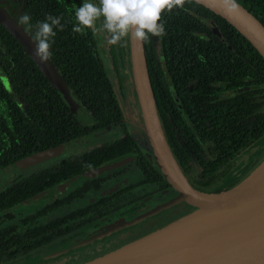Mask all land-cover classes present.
Listing matches in <instances>:
<instances>
[{"label":"trees","instance_id":"16d2710c","mask_svg":"<svg viewBox=\"0 0 264 264\" xmlns=\"http://www.w3.org/2000/svg\"><path fill=\"white\" fill-rule=\"evenodd\" d=\"M236 1L264 24V0ZM80 3L81 0H0V6L15 19L27 12L33 25L45 15L61 17L64 27L57 31L50 59L68 84L72 97L94 115L96 126H114L121 122L124 110L98 35L90 29L80 33L72 30L76 23L74 8ZM161 20L164 33L144 41L159 119L180 166L175 147L179 139L173 137L183 134L181 148L189 158L191 148L196 146L193 132L190 129L183 132L181 126L185 124L177 122L176 107L172 106L176 104L177 93L187 99L190 113L198 112L193 117L195 127L202 137L210 135L218 158V162L204 166V174L194 184L198 189L208 188L220 180L222 164L231 162L240 151L264 138V57L234 25L195 0H184L182 7L162 11ZM210 20H214L220 34L210 27ZM27 31L33 33L34 28ZM104 36L122 89L121 64L132 71L130 36L116 44L108 43L107 35ZM156 50L165 52L172 85L164 77ZM131 78L135 88L133 75ZM243 87L246 89L240 90ZM230 88L238 90V94L233 98L221 97ZM163 110L171 111V121H162ZM200 112H207L212 122L207 124L208 119L201 118ZM74 118L22 44L0 23V168L84 135ZM136 149L129 136L111 147L118 155L131 154ZM99 164H85L75 173ZM55 172L52 182L47 181L52 173L43 171L0 190V264L16 261L39 245L43 223L40 226L36 223L39 219L44 222L41 218L46 215V206L19 220L15 206L64 179L60 169ZM160 174L168 184L162 171Z\"/></svg>","mask_w":264,"mask_h":264},{"label":"flooded vegetation","instance_id":"af4514ba","mask_svg":"<svg viewBox=\"0 0 264 264\" xmlns=\"http://www.w3.org/2000/svg\"><path fill=\"white\" fill-rule=\"evenodd\" d=\"M156 58L161 64L167 83L172 85L164 50H156ZM120 74L124 78L123 87L127 82L132 81V71L128 66L121 64ZM116 77L118 80L117 74ZM114 84L117 88L115 81ZM131 88L136 91L133 86ZM121 91L123 92V88ZM237 92L238 90L230 88L221 93V97L233 98L238 94ZM177 96L176 104H172L173 108L176 107L177 122L185 124L181 126L183 132L186 129L193 132L196 148H191L190 158L185 155V151L181 148L183 134L173 137L179 139V145L175 144V147L186 178L194 188L198 189L194 184H197L200 175L204 174L205 165L212 161L218 162L217 153L213 149V140L210 135L202 137L195 127L193 117L198 115V112L190 113L187 110V104H189L187 99L184 96L181 97L179 92ZM133 100L137 99L133 96ZM76 101L84 111L81 114H74L71 111L75 116L73 122L80 125V129L84 130L85 134H80L61 144L73 140L79 143L58 155L29 167L14 170L21 172L29 169L24 174H18L12 183L5 186L43 171L52 173L47 177L48 182H52L56 177V170L60 169L61 175L64 174L62 181L35 194L31 200L15 206V212L18 215L16 220L46 206V215L41 218L44 222L39 219L36 223V226L43 223L39 245L15 262H23L27 259L34 261L35 264L89 262L144 237L197 208L184 200L174 203L178 191L170 183L166 184L161 177L160 167L147 146L146 135L141 127L143 117L139 114V110H134L138 116L136 122L138 126L130 128L126 125L127 110L121 103L124 110L121 122L114 126L99 128L96 126L98 121L94 115L80 100ZM88 115L91 120L85 118ZM200 115L201 118H207L208 113L200 112ZM171 116V111L163 110L162 121H171ZM207 119L205 122L210 124L212 119ZM186 135L191 136L189 132H186ZM128 136L137 148L133 153L118 155L111 151L113 144ZM124 149L125 147L121 151ZM244 151L246 150L240 151L231 162L222 164L218 182L211 187L198 190L208 193L217 192L228 187L227 183L230 179L237 181L236 184L241 181L240 175H234V173L241 169V166L237 169V163L241 160L243 165L246 158L241 157L235 163L233 161ZM87 155L91 158L88 159ZM124 159L129 160L93 176L87 175V172L92 169L112 165ZM95 162L100 164L75 173L83 165ZM230 164L231 170L228 172ZM69 173L73 175L68 176ZM53 253L56 255L50 256Z\"/></svg>","mask_w":264,"mask_h":264},{"label":"water","instance_id":"95a60500","mask_svg":"<svg viewBox=\"0 0 264 264\" xmlns=\"http://www.w3.org/2000/svg\"><path fill=\"white\" fill-rule=\"evenodd\" d=\"M234 25L264 57V24L236 0H195ZM0 23L22 44L44 76L74 114L84 109L50 58L35 55L30 32L0 6ZM220 34L214 20L209 21ZM133 81L141 105L143 127L154 158L168 182L178 191L175 202L197 208L164 227L99 258L82 264H264V162L249 176L221 192L194 188L177 163L164 134L151 84L144 41L130 36ZM79 143L69 141L44 149L0 168V177L58 155ZM124 159L87 172L93 176L122 165Z\"/></svg>","mask_w":264,"mask_h":264},{"label":"clouds","instance_id":"9594fccd","mask_svg":"<svg viewBox=\"0 0 264 264\" xmlns=\"http://www.w3.org/2000/svg\"><path fill=\"white\" fill-rule=\"evenodd\" d=\"M184 0H81L74 8L76 23L73 31L80 33L86 29L107 35L108 43L116 44L131 36L138 41H146L150 36L164 33L161 12L182 7ZM99 21V24L97 22ZM16 22L31 33L35 43V55L47 60L51 57V45L58 30H62L60 16L45 15L43 20L32 24L27 12L21 13Z\"/></svg>","mask_w":264,"mask_h":264},{"label":"rangeland","instance_id":"374dc122","mask_svg":"<svg viewBox=\"0 0 264 264\" xmlns=\"http://www.w3.org/2000/svg\"><path fill=\"white\" fill-rule=\"evenodd\" d=\"M97 24H99V21L97 22ZM98 38H99L100 44L102 46V55H103L105 64L108 68L110 75L112 76V78L114 79V81L117 85L120 101H121L124 109L127 110L126 111L127 112L126 118H128V119L126 121V125L130 128L138 126V123H136L138 116L134 112V110H139L140 115H143V114H142L141 105H140V102L138 99L137 91H135L133 88H131L133 86L131 80H130V82H127L126 85L123 87V92L121 91L117 77H116V74H115V71H114L113 66H112L111 57L107 52L108 49H107V42L105 40V36L103 34L98 33ZM132 75H133V73H132ZM126 76L129 77L128 74H126ZM133 96L137 100H133ZM85 118H89V115ZM141 127L144 130L143 125H141ZM144 133L146 135L147 146H148L150 152L154 155L153 148L150 144V140H149L148 135L146 134L145 130H144ZM241 157L246 158V160H245L243 165H242L241 160L237 163V166H238L237 169L239 168V166H241V169H239L236 173H234V175H240L241 179L244 180V178L246 176H249V174H251L261 163L264 162V138L259 140L257 143H255L250 148L246 149V151H244L241 156L240 155L237 156L233 162L235 163ZM53 160H58V159H53ZM28 170L29 169L23 170L21 172L12 171L9 174L2 175L0 177V190L3 189L5 185L12 183L14 181V179L18 176V174H24V173L28 172ZM245 171H246V173H245ZM234 182H235L234 180L230 179L229 182L227 183V186H229L231 183H234ZM178 219H176V220H178ZM54 255H56V253H53L50 256H54ZM7 264H35V262L30 260V259H27V260H24L23 262L12 261V262H8Z\"/></svg>","mask_w":264,"mask_h":264}]
</instances>
